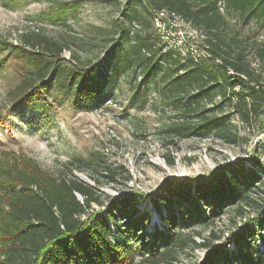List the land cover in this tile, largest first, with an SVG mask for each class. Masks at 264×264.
<instances>
[{"label":"trees","instance_id":"16d2710c","mask_svg":"<svg viewBox=\"0 0 264 264\" xmlns=\"http://www.w3.org/2000/svg\"><path fill=\"white\" fill-rule=\"evenodd\" d=\"M127 6L120 30L102 39L104 48L113 59L121 51L118 60L132 72L138 109L146 102L148 81L163 84L159 98L176 114L165 128L171 142L212 135L238 144L241 136L231 114L246 125H256L259 119L263 124L264 43L250 52L244 39L228 33L224 14L232 11L242 24L256 19L264 25V0H127ZM160 9L181 14L205 33L206 57L195 60L164 50L152 24V11ZM133 30V41L121 47ZM19 39L11 46L0 37V45L13 48L30 68L6 93L12 108L47 96L54 87L80 103L107 95L100 84L101 64L79 56L69 41L34 30ZM64 50L69 51L67 58ZM254 151L249 157L252 167L228 162L204 177L166 182L151 199L165 225L152 233L145 229L148 212L137 207L141 192L94 210L91 205H103V200L92 184L75 175L56 178L21 154L0 157V264H130L136 254L141 256L137 264H161L176 259L175 252L187 244L198 245L184 229L212 224L230 208L241 219L253 211L264 242V172L258 171L264 170ZM254 229L250 225L236 234L232 258L227 248L216 246L196 264H264V250L255 239L250 242Z\"/></svg>","mask_w":264,"mask_h":264},{"label":"rangeland","instance_id":"374dc122","mask_svg":"<svg viewBox=\"0 0 264 264\" xmlns=\"http://www.w3.org/2000/svg\"><path fill=\"white\" fill-rule=\"evenodd\" d=\"M127 7V0H0V37L8 45L19 43L20 34L31 30L67 40L79 56L101 64L100 84L107 94L80 103L54 87L47 96L12 108L6 93L30 68L13 48L0 45V157L21 154L56 178L75 175L92 184L103 200V205H91L94 210H104L110 200L119 203L130 192H141L144 197L137 207L148 212L145 229L152 233L165 225L151 199L166 182L204 177L228 162L252 167L249 157L254 147L264 170V121L262 125L260 119L256 125H246L231 114V124L241 136L238 144L212 135L175 138L171 142L165 128L176 114L159 98L158 89L163 84L149 80L146 102L138 109V99L131 89L132 72L118 60L121 51L113 59L104 48L102 39L120 30L121 14ZM136 8L142 10L139 5ZM224 16L228 33L244 39L250 52L264 43V25L258 20L242 24L232 11ZM135 33L130 32L121 47L131 43ZM68 55L69 51L64 50L63 56ZM6 152L10 154L3 156ZM253 214L248 211V217L241 219L230 208L212 224L184 229L198 245L187 244L175 252L176 259L161 264H196L216 246L227 248L232 258L237 251L233 239L250 225L255 228L251 244L255 239L259 250H264ZM203 242L211 246H202ZM140 258L136 254L130 264H137Z\"/></svg>","mask_w":264,"mask_h":264},{"label":"built area","instance_id":"2783aa9c","mask_svg":"<svg viewBox=\"0 0 264 264\" xmlns=\"http://www.w3.org/2000/svg\"><path fill=\"white\" fill-rule=\"evenodd\" d=\"M152 24L166 48L195 60L206 57L205 33L191 20L168 9L152 11Z\"/></svg>","mask_w":264,"mask_h":264}]
</instances>
